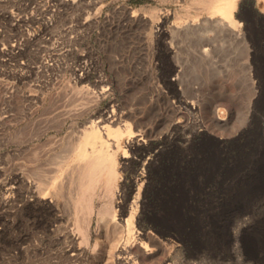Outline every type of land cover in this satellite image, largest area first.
Returning <instances> with one entry per match:
<instances>
[{
	"label": "rangeland",
	"instance_id": "rangeland-1",
	"mask_svg": "<svg viewBox=\"0 0 264 264\" xmlns=\"http://www.w3.org/2000/svg\"><path fill=\"white\" fill-rule=\"evenodd\" d=\"M199 1L0 0V264H264V0H237L244 38L222 49ZM95 124L121 133L104 134L116 174L85 246L75 174Z\"/></svg>",
	"mask_w": 264,
	"mask_h": 264
},
{
	"label": "bare ground",
	"instance_id": "bare-ground-1",
	"mask_svg": "<svg viewBox=\"0 0 264 264\" xmlns=\"http://www.w3.org/2000/svg\"><path fill=\"white\" fill-rule=\"evenodd\" d=\"M236 2H237V0H200L199 1V3H201L203 5V8H205V10H207L209 12V15L207 18H205L201 23H199L196 26L201 27L204 24H210V25H213V27H216V30L218 31V33L220 35V42L218 44L220 49L225 48L228 45H230L229 38H231L230 35L232 33L235 34L236 38H238V36H239V33H236L234 31V28L237 26V20L233 16V11L236 7ZM192 22H194V21H192ZM191 23L186 24V26H184V27L186 29H189L191 26ZM179 27L180 26L173 27L172 32L178 31ZM239 37L241 39L244 38L242 35H240ZM226 43H228V44H226ZM208 44L214 47L213 43H208ZM202 52L206 56H208V54H209V51L207 48H203ZM229 63H228V65H230V64L232 65V63H230V64ZM219 67H220V69L216 70L218 78L217 77L215 78L212 86H214V84H217V85L220 84L222 87L223 82L227 79L228 80L231 79V77H232L231 74L232 75L234 74L233 68H230V67L228 68V66L222 67V65H219ZM247 69H248V71L246 73L248 74V79L251 83V86L253 87L254 81L251 78L252 70H251V68L250 69L247 68ZM234 71H236V70H234ZM229 72H231V73H229ZM236 73H238V72H236ZM234 75H236V74H234ZM233 78H235V77H233ZM232 80H234V79H232ZM234 81H236V80H234ZM231 83H232V81H231ZM231 83H229V84H231ZM217 85H216V87H217ZM233 85H235V84H233ZM226 88H224V86H223L222 90H219L220 92H219V94H217V96L227 97L229 99L230 105H232V104H234V102L236 100V96L234 94L229 93V91L226 90ZM217 96H216V94H211V96L209 95L206 97V102H205L206 103V119L209 120L211 125H208V126H210L212 131L214 129V128H212V126H220L221 125L215 120V111L219 108V105H220V102L218 101ZM252 102H253L252 99H249V102L247 103L248 104L247 110H246L245 114L243 115V117H244L243 124H246L249 122ZM231 107L229 108L230 111L233 108V107L232 108ZM220 119H223V118H220ZM231 122H232V125H234V122L233 121H231ZM223 125H227V123H225ZM120 133H121V130L119 128L113 129L108 124H95V125L91 126L89 129H86L84 131L82 138L78 144V147H79L78 150L81 153L84 161L82 164H79V167H77L76 174H75L77 176V179H78V190H76L77 195H76V199H75V201H76L75 206L77 207V210L79 212V213L77 212V215L78 214L80 215V216H78V218H76L75 234L80 239L81 245H85V246L90 245V237L91 236L89 233V221H90V217H91L92 213L95 212L94 211L95 210V206H94L95 202L94 201L96 198L95 197L96 190H98V188L100 187L101 184L103 185V187L108 188L110 186L112 180H113L114 174H116L115 170H114V157L112 155L114 152L111 153V151L109 152V149H106V147H108L109 143H108L107 139L104 138V134L107 136L117 137L118 135H120ZM207 135H208L209 140H210V142H208L209 145H211V146L215 145L214 143L216 141L218 143H220V141L216 138V136L213 133L209 132ZM212 149H213V147L210 148V154L208 155V158H207V159H210L209 164L207 166L210 173L212 171L214 172V170H216V165L213 162L214 158H212L213 153L215 151H213ZM217 149L218 148H216V150ZM217 153H218V151H217ZM206 155H204V156H206ZM222 157H223V155H222ZM207 162H208V160H207ZM74 179L76 180V178H74ZM55 189H57V188H55ZM110 189H111V187H110ZM108 209L109 208H108L107 204H102L97 208V217H98V221H99L102 228L107 227L108 218H107L106 214L109 212ZM109 215L112 216V214H109ZM108 225H110V223ZM121 228H122V226H121ZM108 229H106L105 236H102V237H105L106 239H110V240L114 239L115 238L114 231L112 233L111 231H108ZM109 232H111V235ZM100 235L97 237V240L95 243L96 246L99 243ZM122 235H123V233H122ZM106 239L103 238V240H106ZM124 247H122L121 238H117L115 240V242L113 243V250L115 252L121 253L122 251H124V250H122V248H124ZM112 253L114 254V252H112Z\"/></svg>",
	"mask_w": 264,
	"mask_h": 264
}]
</instances>
